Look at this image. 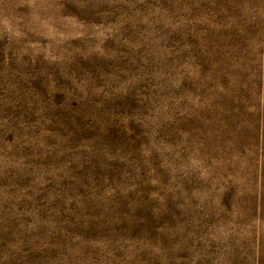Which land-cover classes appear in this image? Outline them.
<instances>
[{
  "label": "rangeland",
  "instance_id": "374dc122",
  "mask_svg": "<svg viewBox=\"0 0 264 264\" xmlns=\"http://www.w3.org/2000/svg\"><path fill=\"white\" fill-rule=\"evenodd\" d=\"M0 264H264V0H0Z\"/></svg>",
  "mask_w": 264,
  "mask_h": 264
}]
</instances>
